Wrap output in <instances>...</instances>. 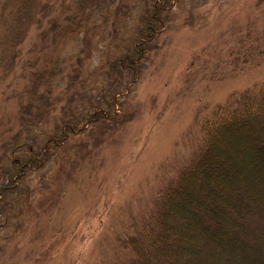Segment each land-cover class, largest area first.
Returning <instances> with one entry per match:
<instances>
[{
    "label": "rangeland",
    "instance_id": "rangeland-1",
    "mask_svg": "<svg viewBox=\"0 0 264 264\" xmlns=\"http://www.w3.org/2000/svg\"><path fill=\"white\" fill-rule=\"evenodd\" d=\"M154 1L112 0L79 16L73 0H66L54 16L62 31L55 43L33 28L15 71L0 76V142L11 134L6 130L17 128L15 93L35 72L42 74L41 87L59 100L57 115L68 108L83 122V114L104 107L105 88L113 80L110 65L126 52L141 12ZM173 3L159 50L148 55L141 77L125 73L126 91L115 96L124 103L115 104L116 114L127 111L133 119L99 146L80 136L91 148L74 160L67 177L36 172L16 182L7 213L6 207L0 212V264L107 263L119 239L148 215L167 179L199 144L196 115L205 116L234 92L264 86V0ZM190 15L200 19L194 26ZM186 71L190 82L182 77ZM50 127L37 128V137ZM47 166L57 169L54 162Z\"/></svg>",
    "mask_w": 264,
    "mask_h": 264
},
{
    "label": "trees",
    "instance_id": "trees-1",
    "mask_svg": "<svg viewBox=\"0 0 264 264\" xmlns=\"http://www.w3.org/2000/svg\"><path fill=\"white\" fill-rule=\"evenodd\" d=\"M111 1L73 0L79 16ZM173 1L156 0L143 9L126 52L110 65L113 80L105 88L104 107L83 114L85 121L69 114L68 108L57 115L59 100L41 87L40 73L35 72L31 83L15 93L18 126L6 130L11 134L0 142V190L4 191L0 212L6 207L7 213L9 193L18 190L16 182L24 177L36 172L67 177L74 160H81L91 148L80 142V136L99 146L133 119L127 111L116 114L115 104L123 108L124 103L115 96L126 91L121 83L125 73L134 80L141 77L148 55L159 50V36L175 9ZM64 6L66 0H0L1 78L15 71L22 44L33 28L43 40L56 42L62 31L58 32L61 24L54 16ZM188 20L194 26L200 19L193 21L190 15ZM119 62L124 70H119ZM190 75L186 71L184 81L186 77L192 81ZM195 121L199 144L167 179L148 215L131 226L130 235L119 239L116 253L105 264H264V86L234 92L205 116L197 114ZM48 123L52 127L39 139L37 128ZM62 148L65 154L58 157L56 151ZM49 162L57 169L48 167Z\"/></svg>",
    "mask_w": 264,
    "mask_h": 264
}]
</instances>
